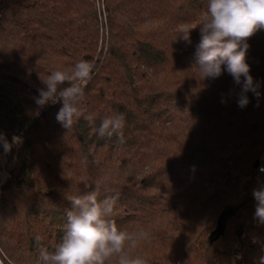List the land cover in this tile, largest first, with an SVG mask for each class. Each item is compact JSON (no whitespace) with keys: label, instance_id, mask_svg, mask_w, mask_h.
Returning <instances> with one entry per match:
<instances>
[{"label":"trees","instance_id":"obj_1","mask_svg":"<svg viewBox=\"0 0 264 264\" xmlns=\"http://www.w3.org/2000/svg\"><path fill=\"white\" fill-rule=\"evenodd\" d=\"M98 1L105 29L96 0L0 7V133L23 137L6 156L0 146V264H39V247L52 250L64 235L70 198L96 186L98 201H115L119 228L147 232L130 255L148 264H261L252 193L255 163L264 164V29L246 56L260 96L249 91L241 108L227 72L203 79L195 66L209 0ZM81 60L95 67L73 127L57 121L61 103L34 116L42 79ZM116 113L122 138L100 137L94 129ZM227 208L236 212L214 239Z\"/></svg>","mask_w":264,"mask_h":264},{"label":"clouds","instance_id":"obj_2","mask_svg":"<svg viewBox=\"0 0 264 264\" xmlns=\"http://www.w3.org/2000/svg\"><path fill=\"white\" fill-rule=\"evenodd\" d=\"M198 27L200 41L196 46L195 66L203 79L214 80L227 72L234 84L241 86L237 97L241 108L249 103V91L259 98V85L250 74L246 56L250 47L248 39L264 29V0H209ZM193 29L183 25L180 38L190 44ZM94 67V62L81 60L70 70L50 72L42 79L45 87L38 89L39 95L34 97L37 105L34 116H39V110L49 104L61 103L56 119L63 128L70 130L83 115L79 105L84 89L92 79ZM66 82L69 86L62 87ZM85 118L95 123L93 116ZM124 125L123 114L116 113L101 119L99 127L94 130L100 137L116 134L122 138ZM22 143V136L13 135L9 141L0 133L4 156ZM260 170L264 171V168ZM252 194L256 201L255 218L264 223V187L253 189ZM98 195L99 186H96L83 195L70 198L72 210L67 213L64 235L52 250L42 245L39 247V264H111L113 258L115 264H148L146 258L130 255L131 250L147 238V232L142 229L128 232L119 228L111 219L115 201H98ZM261 264H264V257H261Z\"/></svg>","mask_w":264,"mask_h":264},{"label":"water","instance_id":"obj_3","mask_svg":"<svg viewBox=\"0 0 264 264\" xmlns=\"http://www.w3.org/2000/svg\"><path fill=\"white\" fill-rule=\"evenodd\" d=\"M260 162L257 161L255 163V168H257L259 166ZM236 212V210H229L228 208L220 215L219 217V221H218V226L215 230V232L213 233V235H215L214 239H217L220 235H222L224 233L225 227H226V221L228 220V218H230L232 215H234Z\"/></svg>","mask_w":264,"mask_h":264},{"label":"rangeland","instance_id":"obj_4","mask_svg":"<svg viewBox=\"0 0 264 264\" xmlns=\"http://www.w3.org/2000/svg\"><path fill=\"white\" fill-rule=\"evenodd\" d=\"M7 1L8 0H0V7L3 4H5ZM96 7H97L98 11H100V21H101L102 24H104V29H105V24H106V11H105V6L102 4V1L99 2L98 0H96ZM102 32H103V28H102ZM104 35H106V34H104ZM100 46H101V42H100ZM5 177H6V173L5 172H2L1 173V176H0V186H1V183L3 182V180L5 179Z\"/></svg>","mask_w":264,"mask_h":264},{"label":"built area","instance_id":"obj_5","mask_svg":"<svg viewBox=\"0 0 264 264\" xmlns=\"http://www.w3.org/2000/svg\"><path fill=\"white\" fill-rule=\"evenodd\" d=\"M264 168V164L260 163L259 166L257 167V186L258 188L263 187L264 185V171H261L260 169Z\"/></svg>","mask_w":264,"mask_h":264}]
</instances>
